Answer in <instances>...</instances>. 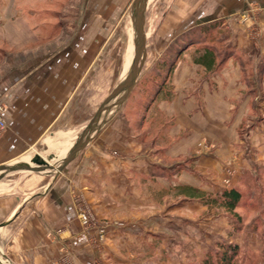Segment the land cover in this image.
<instances>
[{
	"label": "crops",
	"instance_id": "0c3cea01",
	"mask_svg": "<svg viewBox=\"0 0 264 264\" xmlns=\"http://www.w3.org/2000/svg\"><path fill=\"white\" fill-rule=\"evenodd\" d=\"M128 2L81 0L72 27L67 18L66 23L57 21L59 28L47 38L38 29L17 26L23 15L16 14L8 24L6 12H0V102L6 123L0 163L20 157L46 134H66L68 139L73 132L81 136L87 131L100 104L127 72L130 60L124 68L123 61L115 62L112 38ZM175 5L168 21L177 36L216 21L248 22L252 5L259 8L261 25L255 39L247 25L235 27L232 35L238 42L232 57L211 78H203L205 67L193 62L197 45L189 48L192 55L184 52L165 92L152 103L150 93L136 110L138 124L128 116L135 99L130 93L97 124L86 147L54 173V182L39 187L36 200L0 197V251L13 264H51L59 245L48 241V232L64 230V241L71 236L68 228L78 229L72 214L88 198L101 212L129 214L124 224L144 233L152 212L167 216L175 209L205 208L186 200L184 188L214 195L239 180L242 162L235 146L241 142L237 132L249 98L241 91L243 64L233 58L245 61L255 54L264 72V0H175ZM37 33L41 39L35 40ZM251 83L260 87L264 77ZM28 203L32 208L21 223L19 209ZM135 214L144 217L136 220Z\"/></svg>",
	"mask_w": 264,
	"mask_h": 264
},
{
	"label": "rangeland",
	"instance_id": "374dc122",
	"mask_svg": "<svg viewBox=\"0 0 264 264\" xmlns=\"http://www.w3.org/2000/svg\"><path fill=\"white\" fill-rule=\"evenodd\" d=\"M132 1L129 0L120 14V20L112 38V48L115 51L113 56L115 55L117 63L122 61L124 63L123 59H125L130 40L134 41V31L130 19ZM175 6V0H150L145 5V57L139 76L128 93V95L130 93L135 95V99L130 103L134 111L131 110L130 113L128 111V116L136 120L137 124L136 110H140L146 96L150 93L153 94L156 86L154 83H158L159 78L164 76V71H162L163 75L156 77L155 64L161 60L165 61L167 65L172 63L179 52V46H181L179 43V40L182 39L181 35H176L174 24L168 21L169 13L175 11ZM80 7L81 0H0L2 10L0 12L2 14L6 12L9 18L8 24L13 23V21H9L11 17L21 14L23 19L18 22L17 26L27 30L38 29L40 34H44V38L59 28L57 21L62 20L63 23H66L64 18L68 19L67 23L70 24L68 28H71L76 22L74 19L79 14ZM258 10L259 8H255L254 5L250 7L249 14L252 15L248 22L236 21L223 24L224 22L220 21L221 24L218 25L220 35L216 42V49L221 56L227 54L226 61L232 57L228 55H232L233 46L238 42L237 37L232 35L235 32V27L240 28V26L247 25L246 29L255 39L256 30L261 25L257 17ZM40 34L35 37V40L41 39ZM185 39L183 38L184 43ZM193 46L185 47L189 50ZM194 48L196 50L199 46ZM192 51H187V55H192ZM193 56L195 55L193 54ZM233 59L235 63L243 64L241 66L243 74L241 84L245 89L241 91L249 98L245 107H242L245 116L237 132L241 142L235 146V151L237 154L239 153L242 162L240 178L244 176L240 187L243 197L240 206L235 210L239 218L224 216L221 213L214 214L213 210L208 212L206 207L201 209L199 206L179 209V212L177 209L171 210L167 216H163L164 213L152 212L150 215L148 214L147 219L150 222L149 228H146L143 233L140 228L132 229L124 224L127 220L126 215L129 214L101 212L96 209V201L93 198H88V203H79L82 209L80 208V211L72 214L73 224L77 225L78 229L68 228L71 236L65 238L64 241L61 238L64 230L53 229L48 232V241H56L59 245L55 256L51 258V264H195L201 261L207 252H214L217 244L235 245L240 248L241 252L235 264H264V85L259 87V85L251 83L252 81L259 82L260 76L264 77V72H261L263 67H259L257 63L259 59L255 54L249 56L245 61L242 57ZM177 60L179 61V58ZM130 63L131 61L129 65ZM222 69L208 75L204 71L202 77L211 78L219 74ZM198 77L199 75L196 76L197 79ZM169 80L170 76L168 75L167 86H169ZM120 106L122 103L118 104L117 108ZM106 117L101 118L103 120ZM91 118L89 117V120ZM1 135L2 133L0 137ZM48 136L50 135L46 134L42 140ZM82 136L83 134L80 136L77 132L69 134V148L77 143ZM49 139L57 142L55 136ZM41 141L20 157L0 164L7 165L18 160H30L31 158H23V156L29 155L33 150L47 153L48 151L43 147ZM60 152L52 153L59 154ZM59 156L61 155L57 157ZM227 172L230 174L229 171ZM11 173L0 178V186L2 185L0 197L11 196L14 198L17 196L21 199L27 198L34 201L36 199L33 195L39 187L54 182V173L51 172ZM210 175H214L213 172ZM255 178H258L257 183H254ZM247 179L250 180L249 183L245 182ZM224 184L228 186L229 182L226 181ZM236 184H239L238 181ZM80 200L84 201L83 198ZM170 202L168 200V203ZM32 204L28 203L24 209L22 207L19 209V222L24 223L28 219V210L32 208ZM133 217H136V220L142 219L144 214H135ZM163 218L165 219L163 220ZM229 218H231V223ZM159 223H161V228ZM0 264H13L10 257L3 251H0Z\"/></svg>",
	"mask_w": 264,
	"mask_h": 264
},
{
	"label": "trees",
	"instance_id": "16d2710c",
	"mask_svg": "<svg viewBox=\"0 0 264 264\" xmlns=\"http://www.w3.org/2000/svg\"><path fill=\"white\" fill-rule=\"evenodd\" d=\"M219 24H221L220 21L211 22L200 26L191 32L183 34L181 36L182 39L179 40V43H181V46H179V52L176 54V57H174L173 62L170 64L168 63L167 65L165 61L161 60V62L155 64V69L157 70L156 77L163 75L162 71H164V76L162 78L158 77L160 81L154 83L156 86L151 103L158 98L160 94L165 92L164 87L168 82L167 77L168 75L170 76L173 71L174 65L178 61L177 59L179 58L180 60L182 54L188 50L186 49L187 46H199V48L195 50L193 62L203 65L207 75L211 73L214 74L222 69L227 54L221 56L220 52L216 49V42L219 40L218 37L220 35L218 29ZM183 38H186L185 43L183 42ZM242 178H244V176L241 178L239 177V184H235L231 188L224 189L220 193L214 195H207L197 190H187L185 188L181 191V195L188 201H198L202 206L206 207L208 212L213 210L214 214L221 213L224 216H233L238 219L239 216L236 214L235 210L240 206L243 197V192L240 188L243 181ZM249 181L248 179L247 181L245 180L247 183H249ZM257 181L258 178H255L254 183H257ZM229 220L231 223V218H229ZM240 252L241 250L238 246L217 244L214 252H207L205 257L195 264H235Z\"/></svg>",
	"mask_w": 264,
	"mask_h": 264
},
{
	"label": "water",
	"instance_id": "95a60500",
	"mask_svg": "<svg viewBox=\"0 0 264 264\" xmlns=\"http://www.w3.org/2000/svg\"><path fill=\"white\" fill-rule=\"evenodd\" d=\"M131 8H132L131 16L135 28V48L129 68L127 69V72L124 78L121 80V82H119V84L115 86V88L106 96V98L100 104L99 108L96 110L93 118L90 120L88 124L87 131L83 134L82 137L79 138V141H77V143H75L72 147L66 150L65 153L68 154V157L66 161L63 163V165L58 169V171H60V169L66 163H68L75 156H77L79 152L82 149H84L86 145L89 143L92 136L97 131V124L99 123L98 122L99 117L105 111L108 110V102L110 101V99H112V97L118 92L120 91L122 92V98L115 106V108H117L118 104L122 103L123 100L127 97L128 93L134 86L139 76L143 64V60L145 57V32H144L145 0H133L131 4ZM58 155H61V152L59 154L57 153L50 154L45 158H42L40 156H35L30 160H18L11 162L10 164L7 165L0 164V178H2L8 173H11L21 168H28V167H32L33 165L43 164L45 163V161L55 158Z\"/></svg>",
	"mask_w": 264,
	"mask_h": 264
},
{
	"label": "bare ground",
	"instance_id": "6f19581e",
	"mask_svg": "<svg viewBox=\"0 0 264 264\" xmlns=\"http://www.w3.org/2000/svg\"><path fill=\"white\" fill-rule=\"evenodd\" d=\"M149 1L150 0H145V5H147V3ZM130 19H131L132 28L134 31V41L132 42V40H130L129 46L127 48V54H126V58H125L123 68L126 66V63L128 62V60H130V61L132 60V57L134 54V48H135V28H134L132 16H130ZM128 65H129V63H128ZM128 65H127V68H128ZM126 70L124 72H126ZM121 98H122V92L120 91L117 94H115L112 97V99H110V101L108 102V110L104 112V115L102 114L100 116V119L98 120V122H101L102 118L106 117L107 114H109L108 112H110L116 106V104L121 100ZM55 141H57V142L55 143L49 138L44 139L41 142H42V145H45V149H46V151H48L47 153L36 152L33 150L29 155L23 156V158H33L35 156H40L43 158V157L51 154L52 152H59V151H61V156L47 160V161H45V163L40 164V165H33L32 167L21 168V169L15 170L12 173L22 172V171H24V172L29 171V172H33V173H50V172L55 173V172H57L58 169L63 165V163L66 161V159L68 157V154H65V152H66V150H68L66 147H69L68 145L70 143H69V140L67 139L66 134H59L58 136H55ZM57 160H59V161L55 162ZM0 187H2V185Z\"/></svg>",
	"mask_w": 264,
	"mask_h": 264
},
{
	"label": "built area",
	"instance_id": "2783aa9c",
	"mask_svg": "<svg viewBox=\"0 0 264 264\" xmlns=\"http://www.w3.org/2000/svg\"><path fill=\"white\" fill-rule=\"evenodd\" d=\"M4 111H5V105L0 103V134L3 133L6 129V123L3 118Z\"/></svg>",
	"mask_w": 264,
	"mask_h": 264
}]
</instances>
